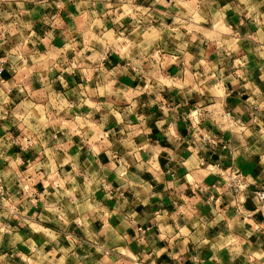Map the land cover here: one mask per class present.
Returning a JSON list of instances; mask_svg holds the SVG:
<instances>
[{
  "label": "crops",
  "instance_id": "0c3cea01",
  "mask_svg": "<svg viewBox=\"0 0 264 264\" xmlns=\"http://www.w3.org/2000/svg\"><path fill=\"white\" fill-rule=\"evenodd\" d=\"M0 10L3 264H264V19L240 0ZM112 24L126 48L95 54Z\"/></svg>",
  "mask_w": 264,
  "mask_h": 264
},
{
  "label": "rangeland",
  "instance_id": "374dc122",
  "mask_svg": "<svg viewBox=\"0 0 264 264\" xmlns=\"http://www.w3.org/2000/svg\"><path fill=\"white\" fill-rule=\"evenodd\" d=\"M23 11H27V9H22ZM30 10V9H29ZM0 12H1V10H0ZM130 12V13H129ZM131 12H133V11H130V10H127V14L128 15H130L131 14ZM91 17H92V20L93 19H95V21L96 22H98L99 20L97 19V14H95V15H91ZM116 17H118V15L117 16H115V15H112V18H116ZM0 18H1V15H0ZM59 13L57 12V11H51V12H49V13H44V15L42 16V18H41V22L43 23V25H45V26H47L48 28H51L52 26H54L55 24H57V21H59ZM133 19H137V20H140L141 18L138 16V15H134V17H132ZM130 19H131V17H130ZM91 20V21H92ZM110 22H112V21H110ZM97 24V23H96ZM99 24V23H98ZM118 26L117 25H115V24H112V25H108V26H105V25H102V27L101 28H98V29H100L99 30V33L102 35H99V40H98V42H97V47L96 46H94V52H95V50H97L96 52H95V54H99V52L100 51H98V47L101 49V52H103L104 51V53H101L100 52V54H114L118 49H122V50H124L125 48H126V46L125 47H122V45H121V43L123 42V41H121L120 40V38L117 36V34H118V28H117ZM102 30V31H101ZM1 43V42H0ZM2 44H0V54H6V53H4L3 52V50H2ZM18 47H19V44H18ZM4 48V47H3ZM60 48H62V46H59V48H57V52H59V50H60ZM66 49V48H65ZM65 49L63 48L62 49V51H60V53H63V51H65ZM15 50H17L15 53L16 54H19V50L16 48ZM90 52V51H89ZM50 54H53V53H50ZM7 60L5 59V57H3V56H0V64H1V66H2V68H4V65L6 64L5 62H6ZM76 66H74L73 68H75ZM2 76H0V81L2 80ZM104 90V89H103ZM103 90L101 91L102 93H103ZM0 97H2L1 96V92H0ZM128 98V97H127ZM9 104V103H8ZM13 109V108H12ZM25 109V111H31V113L30 114H32V113H35L34 112V107L32 106V107H29V106H27L26 108H24ZM13 111V110H12ZM10 112H11V110L9 111V114H10ZM26 125H29L28 123L26 124Z\"/></svg>",
  "mask_w": 264,
  "mask_h": 264
},
{
  "label": "built area",
  "instance_id": "2783aa9c",
  "mask_svg": "<svg viewBox=\"0 0 264 264\" xmlns=\"http://www.w3.org/2000/svg\"><path fill=\"white\" fill-rule=\"evenodd\" d=\"M3 72V68L0 64V75H2ZM2 117H8L9 115V108L5 107L1 110V114ZM224 119L227 120L228 125L232 126L233 123H238V120H234L232 117V114L229 111H225L224 112ZM28 140V139H27ZM11 144H15L16 141L15 139H10L9 141ZM246 189V185L243 184L239 179L236 178V176H233L230 181L228 182V191L230 193H232L234 196H236L237 198H241V196L243 195V192H245ZM0 193H2V185L0 184ZM255 195L258 198V201L260 203L261 206H264V187L260 188L259 190L255 191ZM139 230H141L140 228H138ZM263 229H264V222H263Z\"/></svg>",
  "mask_w": 264,
  "mask_h": 264
},
{
  "label": "clouds",
  "instance_id": "9594fccd",
  "mask_svg": "<svg viewBox=\"0 0 264 264\" xmlns=\"http://www.w3.org/2000/svg\"><path fill=\"white\" fill-rule=\"evenodd\" d=\"M240 2L244 5V9L249 17H259L264 19V12H259L257 9L261 6H264V0H258V3L252 4L249 0H240ZM16 240H19L20 237H16ZM15 243V241H13ZM23 259V257H21ZM258 260H264V252H262L259 256L256 257ZM5 261L4 256H0V264H3Z\"/></svg>",
  "mask_w": 264,
  "mask_h": 264
}]
</instances>
